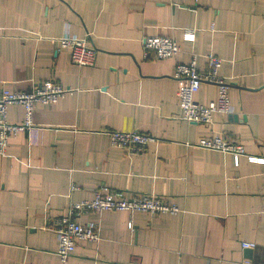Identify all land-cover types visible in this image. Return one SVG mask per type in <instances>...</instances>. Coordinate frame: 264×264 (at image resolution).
<instances>
[{"label": "crops", "instance_id": "0c3cea01", "mask_svg": "<svg viewBox=\"0 0 264 264\" xmlns=\"http://www.w3.org/2000/svg\"><path fill=\"white\" fill-rule=\"evenodd\" d=\"M194 31V41L184 39ZM86 37L92 67L71 63L64 35ZM142 36L174 39L178 53L146 57ZM224 62L232 114L211 125L179 120L177 64ZM53 80L70 92L36 105L33 127L0 157V264H264V164L195 146L224 135L264 159V0H0V89L30 91ZM217 87L194 96L214 101ZM23 110L8 108L11 124ZM138 131L154 143L135 154L108 132ZM99 187L127 196L155 194L174 215L106 211L97 242L79 241L65 263L48 228ZM132 222V229L128 225ZM255 248H242V243Z\"/></svg>", "mask_w": 264, "mask_h": 264}, {"label": "built area", "instance_id": "2783aa9c", "mask_svg": "<svg viewBox=\"0 0 264 264\" xmlns=\"http://www.w3.org/2000/svg\"><path fill=\"white\" fill-rule=\"evenodd\" d=\"M194 31L186 30L184 39L194 41ZM62 49L70 52V61L78 67H92L96 61V50L86 37L78 38L74 35H64L57 39ZM142 48L146 57L151 52L155 60H164L174 57L179 46L174 39L161 36H142ZM223 60L212 53L206 56V69L199 71L195 59L187 64H177L172 78L181 83L178 90L177 118L190 124L211 125L215 114L230 116L232 105L229 96L230 83L220 76L219 70ZM202 84H212L217 87V96L214 101L200 104L194 100ZM70 91L53 80H44L35 84L30 91L12 92L5 88L0 89V157L6 155L9 141L19 133L29 131L33 127L32 113L36 105L52 106L65 97ZM12 105L23 110V121L11 124L7 121V111ZM113 146L125 150L127 154H135L154 143V137L138 131H110L108 132ZM196 147L231 155L235 166L239 165L241 157L248 162L264 164V159L248 156L244 148L234 140L217 135L207 139H200ZM106 211H120L133 214L135 212L150 215H174L179 212L178 207L166 202L155 194H134L127 196L121 191H111L105 187L95 190L93 199L72 203L63 216L55 219L48 228L57 237L56 253L62 263H65L75 250L79 241L97 242L99 240L98 223H81L80 218L88 214L100 215ZM264 217V213H263ZM132 229V222L128 225ZM243 249H254L255 244L243 242Z\"/></svg>", "mask_w": 264, "mask_h": 264}, {"label": "water", "instance_id": "95a60500", "mask_svg": "<svg viewBox=\"0 0 264 264\" xmlns=\"http://www.w3.org/2000/svg\"><path fill=\"white\" fill-rule=\"evenodd\" d=\"M246 252H247L248 254H250V253H251V249H248Z\"/></svg>", "mask_w": 264, "mask_h": 264}]
</instances>
